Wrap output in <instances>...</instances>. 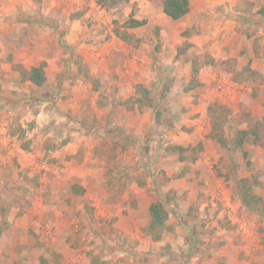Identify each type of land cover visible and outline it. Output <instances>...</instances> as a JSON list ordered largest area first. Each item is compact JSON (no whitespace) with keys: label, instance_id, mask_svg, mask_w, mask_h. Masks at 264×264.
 I'll list each match as a JSON object with an SVG mask.
<instances>
[{"label":"rangeland","instance_id":"rangeland-1","mask_svg":"<svg viewBox=\"0 0 264 264\" xmlns=\"http://www.w3.org/2000/svg\"><path fill=\"white\" fill-rule=\"evenodd\" d=\"M162 1L0 0V264H264V212L237 184H264V19L231 27L235 11L200 17L192 0L171 20ZM41 63L42 87L21 80ZM139 87L153 107L133 103ZM258 124L244 159L234 135Z\"/></svg>","mask_w":264,"mask_h":264},{"label":"trees","instance_id":"trees-1","mask_svg":"<svg viewBox=\"0 0 264 264\" xmlns=\"http://www.w3.org/2000/svg\"><path fill=\"white\" fill-rule=\"evenodd\" d=\"M98 5L106 6L114 2V0H94ZM190 11V0H163L162 1V12L165 16H167L171 20H179L185 15H187ZM258 13L264 16V7L258 10ZM145 24V20H136L130 18L127 20L126 25L128 28H137ZM44 63H41L38 66L31 67L29 70L21 69V80L28 81L36 87H42L46 81V75L44 70ZM246 72L253 75V71L250 69H246ZM138 97L133 100V103L137 105V107H153L152 100L149 96V91L144 87H139L137 89ZM129 102L128 100L123 103ZM216 111V109H218ZM215 105H211L209 110V115L211 116V136L222 146H226V140L222 133L220 122L221 118L225 115V110L223 107L217 106L215 109ZM260 124V123H259ZM259 124L251 129V130H240L237 131L234 135L232 146L234 149L240 151L243 155V158H247L246 151L243 150V145L246 142H253L260 144V127ZM174 149L177 150L178 153H182L187 151L188 149H184L183 147L177 146ZM183 157V156H182ZM238 189L240 193V199L242 204L250 209L251 211L259 214H263L264 212V199L258 197L254 192L253 188L256 186H264L254 174H251L249 177L238 180ZM149 217L150 222L147 227L146 233L150 235L154 240H159L161 238L162 230L165 228V222L168 219V212L165 210L164 204L161 201L153 202L149 206Z\"/></svg>","mask_w":264,"mask_h":264},{"label":"crops","instance_id":"crops-1","mask_svg":"<svg viewBox=\"0 0 264 264\" xmlns=\"http://www.w3.org/2000/svg\"><path fill=\"white\" fill-rule=\"evenodd\" d=\"M192 0H190V11L188 14L192 13L193 12V9H192ZM240 1V0H239ZM248 1V0H246ZM252 1V0H251ZM197 2H199V5H198V13H199V16L201 17L203 14H207V13H214L217 12L218 10H222L224 9L226 12L229 10H233L235 11V15L236 16H233V15H230V16H220L221 17V21L223 22H226L227 24H229V26H234L235 22L232 21L233 19L235 20H239L240 18L242 17H249L250 18V21H253V20H257L258 22H262V19H264V16L260 15L258 13V10L261 9L262 7H264V0H262L261 2V5H251V3L247 4L249 5V10H242L239 8V3H238V0H218L217 2H213V0H197ZM225 3H228L229 4V9H227V5H225ZM251 5V6H250ZM227 9V10H226ZM249 12H251L252 14L250 15ZM187 14V15H188ZM212 19H214V15L211 16ZM248 19H246L247 21ZM255 20V21H256ZM229 27L228 29H231L229 30L228 32H233L232 31V28ZM227 32V33H228ZM38 66V65H37ZM32 67H35V66H32ZM31 67H27L25 69L29 70ZM45 70V69H44ZM46 73V72H45ZM46 75V74H45ZM28 82V81H27ZM69 148V147H68ZM9 153H11L10 155H13L12 154V150H9L8 151ZM70 153V152H69ZM105 211V209H104ZM103 211V212H104ZM105 213V212H104ZM103 214V213H102ZM61 215V214H59ZM58 214H56L55 216H59ZM150 220V218H149ZM47 226V225H45ZM51 226H56L57 228V231H59V227L61 226V223H59L58 219H55L54 222L51 224ZM50 227V224L49 226ZM104 240V239H103Z\"/></svg>","mask_w":264,"mask_h":264}]
</instances>
